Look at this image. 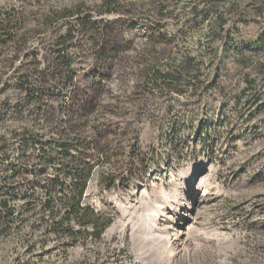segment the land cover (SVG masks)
<instances>
[{
	"label": "rangeland",
	"instance_id": "obj_1",
	"mask_svg": "<svg viewBox=\"0 0 264 264\" xmlns=\"http://www.w3.org/2000/svg\"><path fill=\"white\" fill-rule=\"evenodd\" d=\"M72 159L99 240L45 209ZM1 201L0 264H264V0H0Z\"/></svg>",
	"mask_w": 264,
	"mask_h": 264
},
{
	"label": "trees",
	"instance_id": "obj_2",
	"mask_svg": "<svg viewBox=\"0 0 264 264\" xmlns=\"http://www.w3.org/2000/svg\"><path fill=\"white\" fill-rule=\"evenodd\" d=\"M3 34H5V32H3ZM7 34H10V32ZM55 142L57 143L55 144ZM41 144L43 146V159L47 158L48 160L46 162L49 165L64 162L61 160L62 156L54 155L52 153L57 150V148L61 149V154H63L62 152L64 151L65 154L69 155V151L76 146L74 143L68 140H52ZM69 162L70 163H68L64 168H67L70 175H72L70 180L67 178L69 176L65 174L64 175L66 177L57 174L54 175V177L51 176L50 179H47L45 184L51 198L54 195L67 191L66 194L60 198L59 202L55 198L50 199L47 205H45V209L50 211V214L53 217L54 215L58 214L60 210L63 208L65 209L64 217L56 220L54 223L57 225L55 231L59 230V232H66L65 235L70 236L73 241L86 238L87 235L88 237H92L95 240H99L101 239L104 231L109 226V219H105L99 214L97 215L93 207L83 203L86 191L89 186V179L93 173V168L89 167L87 170L81 171L77 167L75 160L72 159V161ZM57 172L63 173L62 168ZM2 201L0 203V211L10 213L15 212V206H11L8 202ZM27 204L31 205V207L35 206L30 202ZM4 216L5 215L2 214L0 215V221L5 218ZM74 222L80 224L83 228L92 227V231H86L85 234H83V231L77 232L75 231V227L72 225Z\"/></svg>",
	"mask_w": 264,
	"mask_h": 264
},
{
	"label": "bare ground",
	"instance_id": "obj_3",
	"mask_svg": "<svg viewBox=\"0 0 264 264\" xmlns=\"http://www.w3.org/2000/svg\"><path fill=\"white\" fill-rule=\"evenodd\" d=\"M160 209V208H159ZM153 227V226H152ZM167 239V241L169 242L170 240H169V238H166ZM167 247V246H166ZM166 249V248H165Z\"/></svg>",
	"mask_w": 264,
	"mask_h": 264
}]
</instances>
